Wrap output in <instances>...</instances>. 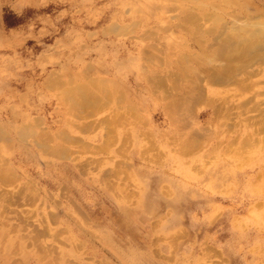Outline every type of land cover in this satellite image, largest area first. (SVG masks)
I'll return each mask as SVG.
<instances>
[{
  "label": "rangeland",
  "instance_id": "374dc122",
  "mask_svg": "<svg viewBox=\"0 0 264 264\" xmlns=\"http://www.w3.org/2000/svg\"><path fill=\"white\" fill-rule=\"evenodd\" d=\"M226 1L0 0L5 254L264 264V62L222 85L194 64H222L210 30L264 25V0Z\"/></svg>",
  "mask_w": 264,
  "mask_h": 264
},
{
  "label": "bare ground",
  "instance_id": "6f19581e",
  "mask_svg": "<svg viewBox=\"0 0 264 264\" xmlns=\"http://www.w3.org/2000/svg\"><path fill=\"white\" fill-rule=\"evenodd\" d=\"M224 4L226 6H228V5L231 6L233 4L238 6L239 11L237 12V15H235V14L232 15L233 19L240 18L242 16V14L240 12H244L245 11V7L244 6H240V5L236 4V3L230 2V0L226 1ZM246 4H248V3L246 2ZM247 17L245 18V21H250V20L254 19V18H251V16H249V15ZM188 19L190 20V22L192 24V27L195 30L199 29L198 25L196 24V20H195V18L193 16L188 17ZM239 22H241V19H240ZM250 22L251 23L245 22V24H242V25L238 24L236 26H235V24H232L231 25V29H230L231 34H228V28L225 25H222V26H220L217 29L210 30V33L213 34V36L215 37L214 39L216 40L215 44H214L215 47H216L215 51H212V53L210 55L211 56H215L218 60H221L222 64L215 68V67H210L208 64H205L203 62L194 63L196 65H199V70L201 69L202 72L205 73V79L204 80H206V82H208V84H210V85L211 84H213V85L226 84V81L228 79L232 78V76H234V74L236 72H238V71L241 72L243 75H245L246 72H244V68H248V67L250 68L252 66V64H253L252 61H255L256 63L264 62V25L259 24L260 22L257 23V21H256L257 24H255V22H252V21H250ZM233 63H235V64H233ZM242 80H244V77H243ZM235 83H237V82H235ZM66 90H68V89H66ZM203 91L201 92L200 89L192 88L191 91H189V92H192V94L194 92L196 94H195V96L194 95L193 96H189L187 99L191 100L192 101L191 103H193L195 105L198 101L203 100V97H204V92ZM68 93H70V92H68ZM81 93H83V92H81ZM81 93H79L80 96L83 95ZM83 96L80 97L81 98L80 100L84 99ZM89 98L90 97H88V100H89ZM85 99H86V97H85ZM85 99L83 100V103L85 101L87 102V100H85ZM72 101H73V99H72ZM208 101L211 102V100H208ZM95 102L93 101V103H95ZM91 104L92 103H90L88 105H91ZM208 104L210 105L209 102H208ZM88 105L85 103V106H86L85 108L86 109H89V108H87ZM213 106H215V105H212L211 107H213ZM83 107H81L83 109V111L86 110ZM88 107H90V106H88ZM91 108L92 107H90V110H91ZM216 111H217V109L215 107L214 108V112H216ZM86 128H87V126H86ZM66 140L70 141L68 138H66ZM83 144H81V145H83ZM84 146H86V144H84ZM87 147H89V146L87 145ZM49 149H50V147H49ZM61 153H63V152H61ZM77 153H79V152H77ZM58 154H60V153H58ZM70 154H72V153H70ZM61 156H62V154H61ZM64 156L65 155H63L62 157H64ZM97 170H98V168H97ZM57 214H59V213H57ZM56 216H55V218H56ZM160 224H161L160 228H163V221ZM165 225H166V222L164 223V228H165ZM161 234L164 235L165 237L168 236V237L174 238L176 235H183L185 233H184V230L182 228L173 227L171 230L167 229V232H161ZM40 254H42V253H40ZM46 254H47V252H46ZM131 254H132V256L134 258H136V259L131 261L132 264H141L142 263L140 261L141 257L136 252V250L131 251ZM170 257H172V256H170ZM51 264H52V262H51Z\"/></svg>",
  "mask_w": 264,
  "mask_h": 264
},
{
  "label": "crops",
  "instance_id": "0c3cea01",
  "mask_svg": "<svg viewBox=\"0 0 264 264\" xmlns=\"http://www.w3.org/2000/svg\"><path fill=\"white\" fill-rule=\"evenodd\" d=\"M47 180L45 179H36V177L30 178L29 183L33 185V188L35 189L38 187L39 189L43 188V192L45 191L47 193V196H51V191L53 187L56 188L59 186V189L61 191L64 190L65 184H62L61 180H57L59 183H51L50 176ZM3 182V176L0 174V264H27L25 261H30L33 259L30 258H20V256H16L13 254H5L4 253V237L2 230L4 228V184ZM51 198V197H50ZM13 255V256H12ZM5 262V263H3Z\"/></svg>",
  "mask_w": 264,
  "mask_h": 264
}]
</instances>
